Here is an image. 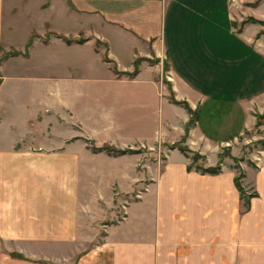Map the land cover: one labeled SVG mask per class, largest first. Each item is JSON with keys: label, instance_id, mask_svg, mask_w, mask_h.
I'll list each match as a JSON object with an SVG mask.
<instances>
[{"label": "crops", "instance_id": "crops-1", "mask_svg": "<svg viewBox=\"0 0 264 264\" xmlns=\"http://www.w3.org/2000/svg\"><path fill=\"white\" fill-rule=\"evenodd\" d=\"M257 1L0 0V264H264V148L246 212L228 161L201 175L167 148L191 119L170 96L198 111L183 145L206 166L264 114V26L235 25L264 22ZM91 143L168 150L140 165Z\"/></svg>", "mask_w": 264, "mask_h": 264}, {"label": "rangeland", "instance_id": "rangeland-1", "mask_svg": "<svg viewBox=\"0 0 264 264\" xmlns=\"http://www.w3.org/2000/svg\"><path fill=\"white\" fill-rule=\"evenodd\" d=\"M259 2H262L264 4V0H258L257 1L258 5H259ZM238 20H236V21H238ZM244 23H246V21L243 22V23L242 22H235V25L239 24V26H241V24H244ZM150 62L155 63L156 61H150ZM138 66H139V63L136 66L137 69H138ZM128 74H130V73H128ZM168 74H169L168 73V65L166 64V62H164L162 71L159 73V78H161L163 80V84L165 86H167L166 88L168 90V93L170 94L171 87H170V84H169V82L167 80ZM169 101H171L170 97H169ZM181 103H183V102H181ZM179 106H181V105H179ZM195 121H197V120L194 119L191 122L190 126H192ZM234 138L232 136H229V139L226 141V143H224L225 147L221 151V153H220L221 155L219 154L218 162H217V164H215V166H206L205 162H207V161H205V157L200 156L198 153L192 152L189 149H188L187 153H182V152L181 153L184 156L189 157V159L191 160V163L189 164V167H191L190 171H194V172H197V173L200 174V172L197 171V169H204V168L206 169V168H209V167H216L219 164V162L222 163L223 161L226 160V161H228L231 164L230 169L234 170L235 176H238L239 172L244 173L243 169H246L248 167H252L253 166L252 162L249 160V157L252 158L253 155H257V151H260V150L263 149V146L260 144V142H264V121H262V125L259 126L258 128H253L249 132L242 133L241 135H235ZM112 142L120 144V142L117 139H115ZM184 143H185V141L184 142L180 141L179 143H174L173 145H175V147L179 145L181 147H185L186 148V146L183 145ZM92 145L93 144L91 143L90 144V148L92 147ZM103 146H105V145H103ZM103 146H101V147H103ZM109 146H112V145H109ZM170 146H172V145L167 146V148L170 147ZM101 147H97V148H101ZM112 147H114V146H112ZM167 148H166V146L161 145V147H160L161 150H159L158 153L157 152H151V151L148 152V151L140 149V148L132 149L130 147L123 148L122 150L130 149V150L133 151L132 154H126V155H133V154H137L138 155L139 153L142 154L143 163H140V165H142V164H145V163L151 164L150 162L151 161L154 162V161H156V159L165 160L164 156H165L166 150L169 149V148L168 149ZM155 153H156V155H155ZM231 153H235V155L237 157H239V158H237V159H240L238 163H235L233 161V158L230 157ZM193 155H198L199 156V158H198V160L196 162H193L195 160V157H193ZM122 156H125V155H122ZM111 157H114V156H111ZM117 157H119V156H117ZM236 166H238L239 168L236 169L235 168ZM138 169L141 170V166H138ZM220 169H221V164H220ZM190 171H188V172H190ZM240 183H241V186L244 188L243 178L240 180ZM233 184H234V181H233ZM137 189H138V191H137ZM137 189L133 188L132 195L129 196V197L121 198L119 195H117L116 197L113 198L110 210L111 211H113V210L115 211L116 210V214H117L118 219L123 217V215H124V207H126L127 204H129V203H131L133 201H137L140 198V195H141V192L143 191V188L141 186V187H139ZM244 190L248 194L253 192L251 190H246L245 188H244ZM241 206L243 207L242 201H241ZM243 210H244V207H243ZM103 221H104L103 224H106L107 222H109V221H105V220H103ZM101 226H102V224L100 226H96L95 225V229H94V227H92V229L87 230V231H86L85 228L81 227V233H80L81 234V236H80L81 237V243L88 244V245H85V246L81 245V249L86 248L85 250L88 251L90 248H93L95 246L97 241L101 240V238L103 237V234H104L103 231H102ZM87 237H88V241H85L84 239L87 238Z\"/></svg>", "mask_w": 264, "mask_h": 264}, {"label": "trees", "instance_id": "trees-1", "mask_svg": "<svg viewBox=\"0 0 264 264\" xmlns=\"http://www.w3.org/2000/svg\"><path fill=\"white\" fill-rule=\"evenodd\" d=\"M246 22H255V23H259L260 25L264 26V22H259V21H255L254 19H247ZM66 43H71L72 41L70 40H65ZM81 42V41H79ZM109 62V61H107ZM138 65V62H135L134 64V71L133 73H130V74H126L128 77H132L135 75V73L137 72V66ZM170 100L173 104H176V105H181L186 111L187 113L191 116V119L189 120L188 124L186 125V128H185V135L183 136V138L181 139V141L184 142V139L188 133V129L191 125V122L194 120V119H198V111H192L187 103H181V102H177L173 99L172 96H170ZM256 125H255V128H258L259 126L262 125V121L264 120V114L263 115H256ZM260 144L263 146L264 148V142H260ZM170 148H174V145H172ZM178 150L182 153H187L188 152V149L185 148V147H181V146H177ZM91 151H93L94 153H100V152H104L106 153L107 155L109 156H114V157H117V156H122V155H126V154H132V150L130 149H126V150H122V149H117V148H114L112 146H109V145H105L101 148H95L93 145L92 147L90 148ZM221 155V154H220ZM193 157H195V160L193 162H196L199 158L198 155H193ZM221 157V156H220ZM221 159V158H220ZM240 159H233V161L235 163H238ZM220 164L221 162H219V164L216 166V167H209V168H204V169H197V171L200 172V174L204 175V174H208V175H217L220 173L221 169H220ZM236 169H238L239 167L236 166L235 167ZM191 167H187V170L190 171ZM244 178V174L242 172H239L238 176H235L233 181H234V185H235V188L236 190L238 191L239 193V199L240 201H242V204H243V207H244V211L243 212H246L249 210V207H250V201L251 199L253 198H256L257 197V194L255 192H252V193H247L244 188L241 186V183H240V180Z\"/></svg>", "mask_w": 264, "mask_h": 264}]
</instances>
